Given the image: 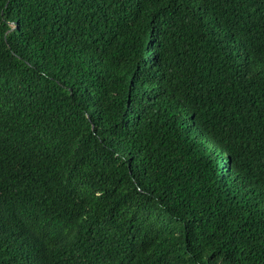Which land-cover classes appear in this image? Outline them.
I'll return each mask as SVG.
<instances>
[{
  "label": "trees",
  "instance_id": "16d2710c",
  "mask_svg": "<svg viewBox=\"0 0 264 264\" xmlns=\"http://www.w3.org/2000/svg\"><path fill=\"white\" fill-rule=\"evenodd\" d=\"M0 264H264V0H0Z\"/></svg>",
  "mask_w": 264,
  "mask_h": 264
},
{
  "label": "bare ground",
  "instance_id": "6f19581e",
  "mask_svg": "<svg viewBox=\"0 0 264 264\" xmlns=\"http://www.w3.org/2000/svg\"><path fill=\"white\" fill-rule=\"evenodd\" d=\"M31 192V191H30ZM23 193V192H22ZM35 193V192H34ZM32 194V193H31ZM34 195V194H33ZM27 196V195H26ZM29 196V195H28ZM25 198H27V197H25ZM33 201V200H32ZM20 207V206H19ZM22 209V208H21Z\"/></svg>",
  "mask_w": 264,
  "mask_h": 264
}]
</instances>
